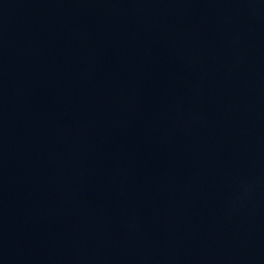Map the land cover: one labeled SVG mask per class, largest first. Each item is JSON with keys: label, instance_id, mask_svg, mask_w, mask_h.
I'll use <instances>...</instances> for the list:
<instances>
[{"label": "water", "instance_id": "1", "mask_svg": "<svg viewBox=\"0 0 264 264\" xmlns=\"http://www.w3.org/2000/svg\"><path fill=\"white\" fill-rule=\"evenodd\" d=\"M0 264H264V0H0Z\"/></svg>", "mask_w": 264, "mask_h": 264}]
</instances>
